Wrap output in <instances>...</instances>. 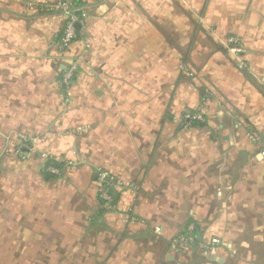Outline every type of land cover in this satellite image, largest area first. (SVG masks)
<instances>
[{"label": "crops", "instance_id": "obj_1", "mask_svg": "<svg viewBox=\"0 0 264 264\" xmlns=\"http://www.w3.org/2000/svg\"><path fill=\"white\" fill-rule=\"evenodd\" d=\"M81 1L0 0V264H264V0Z\"/></svg>", "mask_w": 264, "mask_h": 264}, {"label": "built area", "instance_id": "obj_2", "mask_svg": "<svg viewBox=\"0 0 264 264\" xmlns=\"http://www.w3.org/2000/svg\"><path fill=\"white\" fill-rule=\"evenodd\" d=\"M60 9L65 21L58 40L56 41V49L59 52H64L68 46L81 35L80 25L83 23L86 13L81 0H64V2L60 5ZM230 41L236 43L237 39L231 37ZM74 68L75 66H71L63 73L62 79L65 83H68L71 80ZM192 117L198 120H202L203 118L199 112L193 114ZM45 169L54 174H59L60 172V169L53 165H47L45 166ZM96 178L103 184L99 191L100 199L110 208L114 209L116 201L113 193L117 190L116 188L122 185V183L119 180H116L106 170L101 168H98ZM218 243V238H211L209 242L206 243L205 247H216ZM196 244L197 240L193 224H189L183 231L178 232L170 239V245L174 249L185 246H193Z\"/></svg>", "mask_w": 264, "mask_h": 264}, {"label": "rangeland", "instance_id": "obj_3", "mask_svg": "<svg viewBox=\"0 0 264 264\" xmlns=\"http://www.w3.org/2000/svg\"><path fill=\"white\" fill-rule=\"evenodd\" d=\"M2 258H3V261L5 262V263H7V262H11V256L9 255V256H2Z\"/></svg>", "mask_w": 264, "mask_h": 264}, {"label": "trees", "instance_id": "obj_4", "mask_svg": "<svg viewBox=\"0 0 264 264\" xmlns=\"http://www.w3.org/2000/svg\"><path fill=\"white\" fill-rule=\"evenodd\" d=\"M55 166H58V167H60V165L59 164H57V163H53ZM114 198H115V194H116V191H114ZM197 240V239H196Z\"/></svg>", "mask_w": 264, "mask_h": 264}]
</instances>
